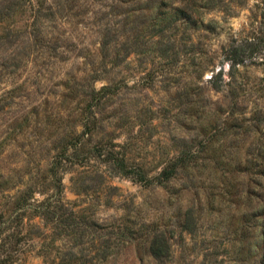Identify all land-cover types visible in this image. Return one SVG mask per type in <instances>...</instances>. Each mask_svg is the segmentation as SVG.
I'll return each instance as SVG.
<instances>
[{
	"label": "rangeland",
	"instance_id": "obj_1",
	"mask_svg": "<svg viewBox=\"0 0 264 264\" xmlns=\"http://www.w3.org/2000/svg\"><path fill=\"white\" fill-rule=\"evenodd\" d=\"M263 7L0 0V212L49 208L26 211L13 264H264Z\"/></svg>",
	"mask_w": 264,
	"mask_h": 264
},
{
	"label": "trees",
	"instance_id": "obj_2",
	"mask_svg": "<svg viewBox=\"0 0 264 264\" xmlns=\"http://www.w3.org/2000/svg\"><path fill=\"white\" fill-rule=\"evenodd\" d=\"M262 3L264 5V0H262ZM160 6L158 5L156 7V10L158 11V8ZM160 9V8H159ZM264 9V7H263ZM39 11V10H37ZM262 27L264 25V14L262 15ZM264 31V28L261 30ZM255 40V39H254ZM255 42V41H254ZM252 44H254L252 42ZM251 45V44H250ZM245 45L243 44H234L230 43L224 50V60L228 64V74H230V71L235 70L237 67L243 65L244 61V53H245ZM219 74H221V70H219ZM218 78L220 75H217ZM213 77L210 78V80ZM216 78V76L214 77ZM213 78V79H214ZM109 87L107 85L101 86L97 91L92 89L91 99L89 100V103L91 105L89 106V109L93 107L94 105H98L100 101L101 93L105 90H108ZM96 97V99H95ZM92 118L97 120L96 114L92 112ZM94 120V121H95ZM88 123H84L83 126L86 129L88 126ZM85 131V130H84ZM85 133V132H83ZM59 149L56 153V155L52 156L51 160V166L57 164V166L53 169L51 168L50 177L52 179V184L55 186L56 193H57V199L55 200L61 209V207L64 206L62 203V199L60 198V194L62 193L61 190V179L57 176V170L58 166L62 165L63 162H65L67 159H69L72 156H75L73 153L76 149V141H73L71 139L65 138L61 144L58 145ZM174 166V165H173ZM175 170V167L172 169ZM166 171L167 168H166ZM165 170L160 172V175H164L166 173ZM144 176H140V179H143ZM141 181V180H140ZM29 190V189H28ZM31 194L26 193L25 195H19L16 197L13 201V206L8 214L4 212H0V264H13L16 259L17 247H19L21 238L24 236L22 234V226L25 213L26 211H31L34 214V217H39L41 214V211L48 210V206L46 203L48 202V198L43 199L41 202L38 203V205L33 206L29 204ZM56 198V196H55ZM15 220V224L11 226L10 220ZM6 229V231H5ZM149 252L151 256L157 260L163 259L168 254V246L166 240L159 236L155 235L149 242Z\"/></svg>",
	"mask_w": 264,
	"mask_h": 264
}]
</instances>
